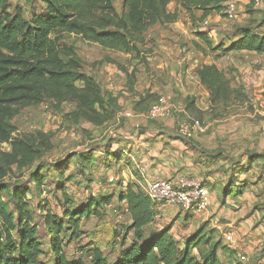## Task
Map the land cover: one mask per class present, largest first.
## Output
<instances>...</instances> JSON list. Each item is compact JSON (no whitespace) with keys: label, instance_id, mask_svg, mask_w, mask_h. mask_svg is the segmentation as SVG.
I'll return each mask as SVG.
<instances>
[{"label":"trees","instance_id":"16d2710c","mask_svg":"<svg viewBox=\"0 0 264 264\" xmlns=\"http://www.w3.org/2000/svg\"><path fill=\"white\" fill-rule=\"evenodd\" d=\"M173 1L190 14L195 24L208 18L211 13L224 12L227 0H123L121 12L112 0H42L45 12H35L29 18L25 16L23 6L18 5L12 14L8 11L9 0H0V144L10 147L9 151L3 152L7 162L17 163L20 158L38 151L34 139L14 135L9 121L16 115L19 106L38 104L45 98L57 104L75 101V116L94 123L109 118L101 87L93 76L82 72L81 58L75 46L63 42L65 35H78L107 50L136 52L138 57L150 28L179 20L178 11L169 10ZM197 10H201L202 15L197 16ZM196 36L206 46H213L212 39L205 31L197 30ZM213 51H218V57L234 51L264 55V29L239 27L229 40V45L219 43L213 46ZM196 73L210 91L212 107L231 101L236 92L240 94L233 88L231 79L215 63L202 65ZM127 77L132 83L135 71ZM186 107L193 112L194 101L188 100ZM108 155L114 160L120 157L115 152ZM6 176L7 172L0 164V180ZM33 181L41 188L44 176L36 172ZM118 184L121 188V182ZM59 188L63 190L64 197L61 213L50 210L45 204L46 200L38 203L44 216V229L51 238L50 250H47L26 201L28 188L11 189L0 183V264H40L43 255L47 258L50 256L54 264H225L218 255L219 249L232 256L237 253L222 244L221 240L212 242L204 233V228L186 238L183 245L170 232L172 224L161 230L151 229L157 205L140 184L128 183L120 189L117 201L125 205V214H129L132 223L125 228L116 258L110 261L104 250L91 243H88L85 251L87 258H69L62 243L66 234H70V242L79 239L82 236L83 217H101V208L106 209L116 194L112 192L108 196L90 198L86 204L71 209V198L63 186ZM2 193L11 199L14 209H10ZM130 231L134 235L127 242ZM117 234L115 232V236ZM202 245L208 246V249L195 253L194 250ZM83 251L81 255H84ZM230 264L243 263L238 260Z\"/></svg>","mask_w":264,"mask_h":264},{"label":"crops","instance_id":"0c3cea01","mask_svg":"<svg viewBox=\"0 0 264 264\" xmlns=\"http://www.w3.org/2000/svg\"><path fill=\"white\" fill-rule=\"evenodd\" d=\"M202 13L195 11L197 16ZM208 19L225 20L216 12ZM179 24L178 21L169 25L157 24L149 30L154 31L155 36L153 43L146 47L160 73H167V77L161 75L167 85L161 86L159 82L156 86L157 81L150 80L153 76L143 75V86L136 87V92L124 91L125 96L118 98L119 103L123 99L135 103L154 82L153 90L159 94L168 93L176 104L171 116L162 119L149 118L148 110L133 111L135 119L123 133L125 142L116 145L125 158L130 156L132 159L124 164L121 176L125 185L120 189L128 183L139 185L144 181L136 170V163L146 167L150 181L177 180L178 176L201 179L209 188L206 210L187 213L177 205L159 204L155 207L151 229L161 230L172 224L170 232L183 245L186 238L204 228L212 242L221 240L222 244L236 250L232 256L219 249L221 261L230 264L235 262L238 254H243L240 261L247 263L250 256L264 253V131L261 129L264 124L260 120L264 115V55L251 51L230 52L254 59L241 67L242 76L236 78L239 86L232 83L240 94L236 92L231 101L212 107L210 91L200 82L196 72L204 64L215 63L220 68L219 60L227 55L218 57V51H213L214 60L208 63L206 60L211 58L210 55L204 56L199 50L186 46L181 48L178 42L171 43L173 38L187 41L184 35L187 27ZM159 28L161 31H157ZM192 45L190 43V47ZM116 72L126 79L127 73L125 75L119 69ZM188 100L194 101L193 112L187 110ZM238 108L240 113L235 112ZM181 112L189 117H202L203 130H197L194 138H185L178 132L177 118ZM120 205L125 212V205ZM125 218L122 223L130 225L129 214L126 213ZM228 230L232 233L233 244L224 237ZM130 234L134 235L133 231L128 236ZM207 249L208 246L202 245L194 252L198 254L199 250L205 252ZM259 260V264L264 262V257Z\"/></svg>","mask_w":264,"mask_h":264},{"label":"rangeland","instance_id":"374dc122","mask_svg":"<svg viewBox=\"0 0 264 264\" xmlns=\"http://www.w3.org/2000/svg\"><path fill=\"white\" fill-rule=\"evenodd\" d=\"M112 1L117 10L121 12L123 0ZM9 2L8 11L12 14L15 13L18 5L23 6L27 18L35 12H45L42 0H34L33 2L9 0ZM236 6L237 16L235 18H226L224 12H216L221 14L225 20L208 19L209 24L206 26L202 20H198L194 24L190 19V14H187L184 9L178 6L176 1H173L169 5V10L178 11V23L185 24L187 27V33L184 34L187 41H182L183 39H177V41L176 38H173L170 42L173 44L178 42L181 48L186 46L188 49H197L204 56L210 55L211 58L206 61L208 63L213 62V46H217L219 43L229 45V40L233 38L239 27L250 26L254 29L257 28V30L264 29V27L261 28L264 22V0H260L259 4L256 0H237ZM191 24H194L192 28ZM161 29L159 28L157 31H161ZM197 30L212 31V36H209L212 39V47L206 46L197 38ZM154 36V31H149L145 35L146 43L141 45L143 49L138 57L136 52L133 55L134 53L103 49L98 44L86 41L78 35L68 34L64 36L63 42L75 46L77 54L81 58L82 72L93 76L104 93L105 109L109 112V118L106 121L94 123L75 116L73 113L77 110L75 101L57 104L47 98L38 104L19 106L16 115L9 121L14 128V135L20 138L34 139L38 151L20 158L17 163L10 164L3 156V152L9 151L10 147L8 144H0V164L7 172V176L0 180V183L8 185L11 189L28 188L26 201L33 213L34 222L39 226L38 234L44 244V249L50 250L51 238L44 229V216L38 208V203L41 200L43 202L46 200L45 204L50 210L61 213L64 197L63 190L59 186H63L71 198V209H77L86 204L90 198L108 196L113 192L116 197L113 198L111 204L106 206V209L101 208L102 216L92 215L89 218L84 216L81 225L82 236L70 242V234L67 233L66 236L64 234L62 243L69 258L78 256L87 258L88 254L85 251L88 243L104 250L110 261L116 258L121 247L120 239L126 232V225L122 223L126 221V218L124 207L117 201L120 185L110 184L108 178L115 173L123 182L124 177L121 176V172L124 164L126 165L128 159L132 161L130 156L128 159L125 158L121 148L118 149L116 145L125 142L122 139L123 133L127 132L129 122L134 121L135 111L145 112L149 110L151 103L158 97L170 96L166 92L159 94L158 91L153 90L151 87L155 85L153 82L144 95L141 96L140 94V99L135 103H127L128 99H123L121 103L118 102L121 95L125 96L124 91L136 92V87L143 86V75L153 76L150 80H156V86L160 85L159 82H161V86L167 85L163 82L167 73H160L155 65L156 61L148 53L149 47H146L153 43ZM190 43L193 44L192 47H190ZM228 54L219 60L221 62L220 69L231 79L233 85L239 86L236 78L242 76L241 67L254 58L236 53ZM116 69L121 70L125 75L135 71L132 83L128 77L125 79L124 75L123 77L119 75ZM161 75L165 76L164 79ZM172 102L175 104L173 98ZM128 112H132V116H128ZM235 112L240 113V108ZM181 114L183 113H180V117L187 116V114ZM191 117L203 121L200 116L191 115ZM260 120L264 124V115L260 117ZM261 129L264 131V126ZM109 152H115L117 156H120L119 159H111L108 155ZM90 153L91 155H89ZM89 156L92 158L90 159ZM36 172H40L44 176V183L41 188H38L33 181ZM2 194L9 203L10 209H14L11 199L5 193ZM115 232H118L116 236ZM132 238L133 235L130 234L127 242H130ZM82 249H84V255H81ZM238 255V258H234L233 261H240L243 254ZM263 255L257 253L252 257L250 256L249 262H241L243 264H259V259H262ZM40 264H54V262L50 256L47 258L46 255H43ZM260 264H264V262Z\"/></svg>","mask_w":264,"mask_h":264},{"label":"built area","instance_id":"2783aa9c","mask_svg":"<svg viewBox=\"0 0 264 264\" xmlns=\"http://www.w3.org/2000/svg\"><path fill=\"white\" fill-rule=\"evenodd\" d=\"M237 0H227L225 5V17L233 19L237 16ZM257 4L260 0H256ZM204 25L209 24L208 18L203 20ZM208 36H212V31L204 30ZM175 105L170 96H160L151 103L147 115L151 119L168 118L173 113ZM132 116V112L127 113ZM177 129L181 136L191 139L197 130H203L202 122L199 119L191 118L188 115L177 118ZM136 170L143 178L140 184L142 190L151 198L155 205L168 204L177 205L187 213H200L208 207L209 188L204 182L192 176H178L177 180L158 179L150 181L147 179V169L145 166L136 163ZM110 184L117 185L121 180L117 174L113 173L109 179ZM124 186V182L121 181ZM226 241L233 244V236L230 230L224 232ZM243 259H245L243 257Z\"/></svg>","mask_w":264,"mask_h":264}]
</instances>
